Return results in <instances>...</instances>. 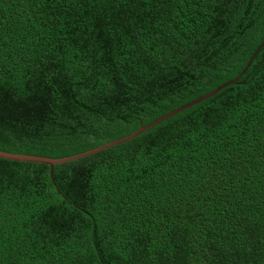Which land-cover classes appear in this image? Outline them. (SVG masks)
Returning a JSON list of instances; mask_svg holds the SVG:
<instances>
[{
    "label": "trees",
    "instance_id": "1",
    "mask_svg": "<svg viewBox=\"0 0 264 264\" xmlns=\"http://www.w3.org/2000/svg\"><path fill=\"white\" fill-rule=\"evenodd\" d=\"M232 80L0 158V264H264V0H0V151Z\"/></svg>",
    "mask_w": 264,
    "mask_h": 264
},
{
    "label": "water",
    "instance_id": "2",
    "mask_svg": "<svg viewBox=\"0 0 264 264\" xmlns=\"http://www.w3.org/2000/svg\"><path fill=\"white\" fill-rule=\"evenodd\" d=\"M253 59V58H252ZM252 59L248 62V64L246 65L245 69H247L249 67V65L251 64L252 62ZM244 69V70H245ZM236 80H232L230 82H227L225 83L224 85L216 88L214 91L208 93L207 95L201 97V98H198L170 113H168L167 115H164L158 119H156L155 121L149 123L148 125L144 126V127H141L139 128L136 132H134L133 134L131 135H128L124 138H121L119 140H116V141H113V142H110V143H107L105 145H102L100 147H97L95 149H92V150H89L87 152H83L81 154H77V155H74V156H71V157H66V158H61V159H51V158H47V157H40V156H34V155H20V154H11V153H6V152H3V151H0V158L1 159H5V160H10V161H16V162H26V163H40V164H45V165H48L50 167V175L52 176V173H53V167L55 165H60V164H64V163H68V162H72V161H76V160H79V159H82V158H85V157H88V156H92L94 154H97L101 151H104V150H107L109 148H112L114 146H117L119 144H122L124 142H127V141H130L132 140L133 138L139 136L140 134H142L143 132L147 131L148 129L158 125L159 123L167 120L168 118H170L171 116L177 114L178 112H181L182 110H185L205 99H207L208 97L216 94L218 91H220L221 89L225 88L226 86H229L231 84H233Z\"/></svg>",
    "mask_w": 264,
    "mask_h": 264
}]
</instances>
